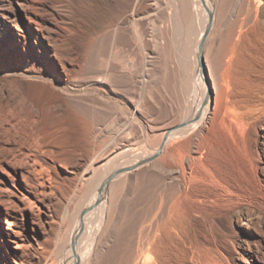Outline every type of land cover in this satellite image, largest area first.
<instances>
[{"label":"bare ground","instance_id":"obj_1","mask_svg":"<svg viewBox=\"0 0 264 264\" xmlns=\"http://www.w3.org/2000/svg\"><path fill=\"white\" fill-rule=\"evenodd\" d=\"M160 14L166 19L157 26ZM109 17L94 29L92 83L98 92L110 91L111 76L122 74L135 86L124 112L106 124L108 135L102 141L98 129L96 139H119L114 151L129 160L109 169L72 215L77 190L40 257L44 264H98L113 224V185L155 173L169 182L170 194L142 221L127 264H234L239 242L250 250L234 223H264V186L249 141L254 124L264 122V74L242 70L246 57L264 70V0H127L120 16ZM167 49L179 70L169 81L174 119L161 123L144 87L148 54ZM136 136L141 152L131 148ZM236 157L250 175L228 169ZM95 169L92 164L86 176ZM188 213L200 223L190 231Z\"/></svg>","mask_w":264,"mask_h":264},{"label":"rangeland","instance_id":"obj_2","mask_svg":"<svg viewBox=\"0 0 264 264\" xmlns=\"http://www.w3.org/2000/svg\"><path fill=\"white\" fill-rule=\"evenodd\" d=\"M126 2L0 0V264H44L40 253L52 246L72 196L80 191L69 205L75 215L80 201L93 197L109 169L129 160L114 151L119 139L102 141L108 135L106 124L124 112L122 103L132 96L135 84L122 74L111 76L110 91L98 92L92 83L94 29L104 17L120 16ZM165 19L160 14L157 26ZM148 55L144 94L152 116L169 123L174 119L169 81L179 69L171 49ZM242 70L264 74L253 58L243 60ZM134 138L131 148L141 152L144 144ZM249 141L253 170L264 186L262 120L251 128ZM92 164L96 169L86 176ZM228 169L250 175L237 157ZM170 190L169 182L155 173L113 185V224L98 264L128 263L142 221ZM184 221L186 231L200 225L191 213ZM244 223H234L233 230L250 239V250L239 242L234 264H264V223Z\"/></svg>","mask_w":264,"mask_h":264}]
</instances>
